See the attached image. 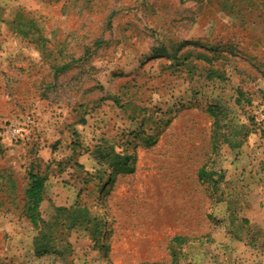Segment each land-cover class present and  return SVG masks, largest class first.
Masks as SVG:
<instances>
[{"label":"rangeland","instance_id":"obj_1","mask_svg":"<svg viewBox=\"0 0 264 264\" xmlns=\"http://www.w3.org/2000/svg\"><path fill=\"white\" fill-rule=\"evenodd\" d=\"M0 264H264V0H0Z\"/></svg>","mask_w":264,"mask_h":264},{"label":"trees","instance_id":"obj_2","mask_svg":"<svg viewBox=\"0 0 264 264\" xmlns=\"http://www.w3.org/2000/svg\"><path fill=\"white\" fill-rule=\"evenodd\" d=\"M60 70L61 69H58L57 71H60ZM127 165H128L127 162L124 163L125 167ZM125 172H128V170H126ZM204 175H205V171L202 170L200 172V176L203 177ZM30 179H31V183H30V186L26 189L25 196L30 203V206L28 208L29 218L34 225H37L39 221V215H40L39 207L44 199L45 179L40 176L34 175V174H30Z\"/></svg>","mask_w":264,"mask_h":264},{"label":"bare ground","instance_id":"obj_3","mask_svg":"<svg viewBox=\"0 0 264 264\" xmlns=\"http://www.w3.org/2000/svg\"><path fill=\"white\" fill-rule=\"evenodd\" d=\"M152 165L153 164H151V163L148 164L149 167H151ZM153 167H155L158 170L157 175H158V177L161 176L162 183L163 184H164L165 177H168L169 175L172 176L174 179H176L175 178V176H176L175 171H172V170L166 171L165 170L166 169L165 167L171 168L169 164H162V165L155 164V165H153ZM165 174H167V175H165ZM131 184H132V186H130V187L128 186V190H131L130 193H136V191H137V183L136 182H132ZM164 186L167 187L168 193H176V192L179 191V189H178L179 188L178 183L170 182V184H164Z\"/></svg>","mask_w":264,"mask_h":264}]
</instances>
